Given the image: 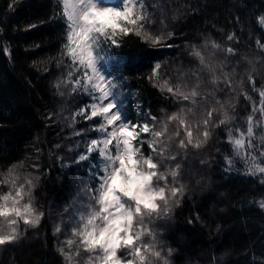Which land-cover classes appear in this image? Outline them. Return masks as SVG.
Wrapping results in <instances>:
<instances>
[{"label": "trees", "instance_id": "16d2710c", "mask_svg": "<svg viewBox=\"0 0 264 264\" xmlns=\"http://www.w3.org/2000/svg\"><path fill=\"white\" fill-rule=\"evenodd\" d=\"M143 3L145 28L165 39L153 47L130 35L122 39L120 48H112L119 55L143 57L141 65L124 72L129 119L135 122L140 112L142 120L157 127L165 116L183 107L193 109L188 116L192 114L196 125L217 109L210 125L212 136L201 149L207 156L201 169L204 182L200 190L192 188L175 208L167 233L159 232L163 245L171 250L173 264H261L264 208L258 202L264 200V183L246 175L234 160L232 169L226 171L225 156L234 155L228 142L229 129L233 134L236 129L245 130L253 109L259 112L260 91L264 90V25L260 23L264 0ZM162 9L172 15L164 24ZM57 13L62 15V4L57 0H0V183L10 168L27 164L26 171L39 176L36 199L47 213L40 227L15 244L1 247L0 264H66L56 248L49 211L72 200L76 175L75 168L66 165L62 150L66 126L58 115L64 103L78 108L86 99L79 92L64 103L59 98L58 83L68 64L67 56L62 55L65 25L62 19L54 18ZM168 33H172L170 38ZM229 35L233 40H228ZM213 42L220 47L212 49ZM194 46L206 56L211 53L212 63L229 73L230 84L220 71L216 75L221 79L213 83L212 74L199 70V61L191 55ZM229 47L234 50L231 55L227 53ZM154 61L161 67L159 74L149 79ZM189 71L194 78L186 76ZM166 80L174 89L180 85L185 91L199 83L203 101L197 99V103L205 105L182 104V99L166 88L161 90ZM221 106L232 118L225 125L215 126L223 118ZM148 114L157 121H151ZM142 150L150 153L146 143Z\"/></svg>", "mask_w": 264, "mask_h": 264}, {"label": "snow or ice", "instance_id": "6c2138e0", "mask_svg": "<svg viewBox=\"0 0 264 264\" xmlns=\"http://www.w3.org/2000/svg\"><path fill=\"white\" fill-rule=\"evenodd\" d=\"M57 3L62 4V15L57 13L54 18L62 19L66 33L62 55L71 61L68 65V82L73 84V92L79 90L90 98L75 116H82L85 120L99 118L100 123L92 127L102 134L101 137L92 138L86 153L80 154L75 161H88L90 180L94 183L89 186V201L77 209L72 226L74 239L67 240V244L70 247L76 245L77 256L80 250L89 254L86 264H152L153 260L156 264H161V260L166 264L167 257L162 254L160 241L150 225L156 220L168 218L173 208L179 205L184 195V186H176L180 165L161 170L160 161L151 154H145L142 149L146 143L151 153L162 159L175 160L176 156L170 152L174 138H178L181 149L187 150L189 146L202 148L212 136L210 125L213 112L217 109L209 111L202 123L195 126L188 116L193 109L183 107L162 121L158 130L147 119H137L135 122L129 119L123 94L127 86L124 72L141 65L143 57L119 55L112 48H120L122 39L130 35L153 47L165 39L145 28L143 22L147 19V13L143 0H119L114 4H105L102 0H57ZM260 23L264 25V16L260 17ZM171 36L172 33H168V37ZM233 38V35L228 36V40ZM219 47L212 43V49ZM227 53L231 55L234 50L229 47ZM191 55L199 61L200 71L207 70L212 74L213 83L221 79L216 75L220 71L223 79L230 84L229 73L224 72L222 66L212 63L211 53L206 56L194 46ZM160 67V63L154 61L149 79L159 74ZM77 72L81 75L73 82L72 76ZM249 80L252 81L251 76ZM164 88L193 105L197 103L196 98L201 96L199 83L188 91L181 90L180 85L174 89L167 82L161 90ZM260 98L259 112L264 117V90L260 91ZM221 110L223 118L215 126L225 125L232 118L228 111L223 110V106ZM140 115L138 112L137 116ZM148 115L151 121H157V117ZM173 122L176 127L170 133L169 125ZM259 124L260 121H255L250 115L247 117L246 133L236 129L238 135H234L232 129L228 131V142L232 144L235 156L250 165L247 174L252 176L264 174V165L258 162L257 155L248 152V149L255 148L252 141ZM76 135H80V132H76ZM260 142L264 145V135L260 137ZM93 153H97L99 159L93 157ZM259 156L264 157V151ZM225 160L228 164L225 170L229 171L234 161L228 156H225ZM38 180L39 176L30 175L21 180L10 168L2 181L9 185V190L0 192V247L15 244L22 238L21 222L30 228L40 225L44 213L34 205L32 196ZM261 183H264V176ZM258 206L264 208V200L259 201ZM72 219L70 215L69 220ZM60 231L57 225L54 234ZM122 250L124 255L120 254ZM59 252L65 260H72V255L66 254L63 248ZM168 255H171V250Z\"/></svg>", "mask_w": 264, "mask_h": 264}, {"label": "rangeland", "instance_id": "374dc122", "mask_svg": "<svg viewBox=\"0 0 264 264\" xmlns=\"http://www.w3.org/2000/svg\"><path fill=\"white\" fill-rule=\"evenodd\" d=\"M118 2H119V0H110V3H108V4H114V3H118ZM102 3L107 4L105 1L103 2V0H102ZM158 5L160 6L161 3H158ZM164 9H162L160 11L161 16H163V21H162L163 23L162 24H164L166 22V20H168V18L169 17L171 18V16H172V15H166V11ZM65 61H66V64H68V65L71 63V61L68 57H66ZM67 68H68L67 71H64V74L62 75V77H60V81L58 83V90H59L58 95L60 96L59 98L61 99V103L62 102L64 103L68 98H71V96L74 95L75 93H78V92L81 93L79 90H77L76 92L72 91L73 84L68 82L69 67H67ZM80 75H81L80 72L75 73L72 76V81L74 82L77 79V77H79ZM186 76H189L191 79H192V77L194 78V76H192L190 71L188 72V74ZM186 76L181 75V78L185 79V78H187ZM166 82L168 83V80H166ZM183 91H185V90H183ZM83 95H84V99H86V102L90 100V98L87 95H85V94H83ZM201 97L202 96H198L196 99L202 100ZM202 101H201V103H197L196 107L198 106L199 108H201L203 105H205V103L204 102L202 103ZM184 102L185 101L181 100L182 104ZM66 104L67 103H64V105L60 107V113L58 115V118H59V121L64 122V124L66 126V129H64V132H63L64 140L62 139L64 141V149H62V150L66 153V155H65L66 156L65 159L67 160L66 165L75 168L74 170H75L76 179H75V181H73V185H72L74 193H73L72 200L67 205H60L58 207L52 206L49 213H50L51 224L53 226V229L55 230V227L57 225H59L61 228V231L59 233L53 234L57 238V241H56L57 247L56 248H57L58 252H59L60 248H63L66 254L70 253L73 257L72 260L69 261V260H65L64 256H62L60 254L63 257V259L65 260L66 264H86V261H87L89 254L86 252H83V250H80V255L77 256V255H75L76 245H72L70 247L67 244V240L74 239L72 237V226H73V221L77 217V209L82 208L84 206V204H86L89 201V196H90L89 186L92 183H94V181L90 180L88 168L86 170V173L83 174L82 169L83 168L86 169L85 166H87L88 161H83L80 163H76L75 161L80 154L86 153L87 146L90 143V140L92 138L101 137L102 134L100 132L95 131L93 129L92 125H90V122H97L99 124L100 123L99 118H94L93 120H85V118L82 116H75V113L82 106L77 108V106H66ZM252 114H253L252 116H253L254 120L260 121V124L254 130L255 131V138L253 139L252 142L255 145V148L254 149H248V152L249 153L254 152L258 157V162L261 163L262 165H264V157L259 156V153L261 151H264V145H261V142H260V137L262 135H264V118L259 117V112L257 110L254 111ZM74 116H75V121L73 120ZM167 117L168 116H165L160 121V123L157 124V127H156L157 130L160 128L161 122L165 121ZM139 119L141 121H143L140 118V116H139ZM189 119L192 121L193 125L195 126L193 119H192V114L189 115ZM84 124H86L87 126H85ZM247 126H246L245 130H242V128H240L239 130L246 133ZM175 127H176L175 122L170 124L169 125V132L171 133ZM76 132H80V135H76ZM93 132L95 133V136H91ZM234 135H238V133L234 132ZM182 136H183V130H181V137ZM177 139L178 138L173 139V141L171 142V147H170L171 154L176 156L175 160L162 159L161 157L157 156L155 153H151L150 150H149V152H150L149 154L153 155L154 159L160 161L161 170H166L168 168H174L176 164L180 165L179 176L177 177L176 186L179 187L181 184L184 186V195L180 199V203H181L184 196H186L188 193L192 192V188H194L195 190L201 189L202 183L204 182L203 181L204 177L201 173V171H202L201 169H203V167H202L204 165L203 161L207 156H206L205 152L202 153L201 149L203 147L196 149V148L189 146L187 148V150L179 148L178 143H177ZM92 155H93V157H96L97 159H99L97 153H93ZM232 159L234 161L239 162V164H241L243 166L244 172L246 173V175L252 176V175L247 174V168L250 165L246 164L243 159L235 156V154L233 155ZM83 164H86V165L81 166ZM26 166H27V164H21L19 166L13 167L11 169H13V171L20 176L21 180H23V178L25 176L30 175L29 172L26 171ZM30 176L35 177L36 175H34V176L30 175ZM262 176H264V174L258 173L257 175L252 176V177L260 180V182H261ZM5 177H3V180L5 179ZM38 182H39V180L35 182V187L38 184ZM169 182H171V177H169ZM35 187H34L33 192H32L33 203L39 211H42L44 213V216L40 222V225H41L43 223V220L46 217L47 213H45L38 204V201L36 199V194H35V189H36ZM8 190H9L8 184H4L3 182L0 183V192H7ZM176 207L173 208V210H172V212L168 218L156 220L154 223H152L150 225V227L156 232L157 238L160 241L159 246H160V248L163 249L162 254L164 256H166L170 261H171V259L168 255V252H167L168 250L163 245V244H165V242L162 239L161 233H159V232L164 230V234L167 233L166 232V231H168L167 227H169L172 224V216H173V212H174ZM65 209H67V211H65ZM70 215L73 218L72 220H69ZM40 225L37 226L36 228L40 227ZM20 228H21V231L23 232V236L21 239L25 238V236L27 235V233L30 230L36 229V228H30L28 226H25L22 224V222H21ZM145 239L147 240L148 238L145 237ZM1 250L2 249L0 247V253H1ZM120 254L124 255L125 253L122 250ZM171 264H173L172 261H171Z\"/></svg>", "mask_w": 264, "mask_h": 264}, {"label": "clouds", "instance_id": "9594fccd", "mask_svg": "<svg viewBox=\"0 0 264 264\" xmlns=\"http://www.w3.org/2000/svg\"><path fill=\"white\" fill-rule=\"evenodd\" d=\"M152 264H156V261L153 260ZM161 264H165L163 260H161ZM166 264H171V261L167 258Z\"/></svg>", "mask_w": 264, "mask_h": 264}]
</instances>
